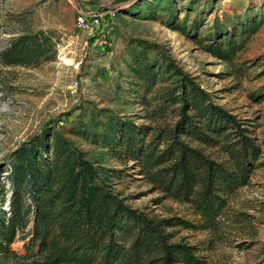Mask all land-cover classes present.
I'll return each instance as SVG.
<instances>
[{
    "label": "rangeland",
    "instance_id": "rangeland-1",
    "mask_svg": "<svg viewBox=\"0 0 264 264\" xmlns=\"http://www.w3.org/2000/svg\"><path fill=\"white\" fill-rule=\"evenodd\" d=\"M106 10L116 12L111 22L76 29L80 12ZM183 20L185 31L198 32L199 41L175 30ZM252 22H261L258 31L232 59L205 47L215 41L209 37L215 30L233 36L235 28ZM29 31H44L58 43L53 60L35 67H5L0 61V219L9 214L8 174L33 153L49 154L60 139L94 166L124 171L110 184L126 206L155 220L181 219L185 225L167 229L171 241L199 248L204 264H264V0H0V53ZM136 70L153 74L150 92ZM184 80L232 116L259 150L247 185L226 196L219 223L206 231L194 227L198 219L189 203L162 191L140 174L137 163L120 161L113 152L116 127L127 124L146 129L139 133L144 145H166L182 103L166 105L158 95L174 89L182 100ZM178 139L215 163H231L220 146ZM30 237L18 236L0 264H35Z\"/></svg>",
    "mask_w": 264,
    "mask_h": 264
},
{
    "label": "trees",
    "instance_id": "trees-1",
    "mask_svg": "<svg viewBox=\"0 0 264 264\" xmlns=\"http://www.w3.org/2000/svg\"><path fill=\"white\" fill-rule=\"evenodd\" d=\"M260 24L235 28L233 36L217 29L209 36L215 41L205 47L230 60ZM176 25V31L200 40L198 32L185 31L184 20ZM191 28L197 29L195 21ZM243 33L244 40L236 42ZM57 43L44 31H29L9 43L0 61L5 67H35L53 60ZM136 71L150 92L153 74ZM182 87V100L174 89L158 95L166 105L182 103L179 121L166 134L161 150V140L157 146L144 145L139 133L146 129L127 124L116 127L113 152L120 161L137 163L140 174L162 191L189 203L198 219L196 229L212 230L224 212L226 196L247 185L259 150L232 116L209 101L208 94L189 80ZM183 136L211 148L220 146L231 163L211 161L178 139ZM49 151L33 153L7 176L11 194L9 214L0 219V256L8 253L18 236L30 234L28 249L37 253L35 264H204L199 248L171 241L167 229L185 225L181 219L155 220L124 204L110 184L111 179H122L123 170L94 166L64 140L55 139Z\"/></svg>",
    "mask_w": 264,
    "mask_h": 264
},
{
    "label": "built area",
    "instance_id": "built-area-1",
    "mask_svg": "<svg viewBox=\"0 0 264 264\" xmlns=\"http://www.w3.org/2000/svg\"><path fill=\"white\" fill-rule=\"evenodd\" d=\"M116 15L114 10L94 11L90 13L80 12L75 16V27L80 31H91L94 28L111 22Z\"/></svg>",
    "mask_w": 264,
    "mask_h": 264
}]
</instances>
